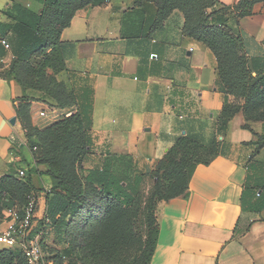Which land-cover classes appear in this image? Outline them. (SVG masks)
Wrapping results in <instances>:
<instances>
[{"label":"crops","instance_id":"1","mask_svg":"<svg viewBox=\"0 0 264 264\" xmlns=\"http://www.w3.org/2000/svg\"><path fill=\"white\" fill-rule=\"evenodd\" d=\"M15 1L0 0V23L14 24L7 12ZM239 1L220 0L225 5ZM157 9L154 0H105L76 11L60 34L65 68L56 78L74 92L77 104L63 109L46 92L25 90L7 76L17 49L15 34L0 35V178L12 166L47 169L36 165L18 116L23 96L30 98L26 116L34 126L41 112L88 108L98 165L109 153L129 155L139 170L149 171L180 136L209 143L218 135L225 94L218 83L217 57L184 33L183 12L175 9L157 24ZM234 28L244 37L251 65L259 67L264 0L252 14L238 18ZM3 38L11 48L2 45ZM152 53L157 57L151 58ZM246 123L243 110L238 111L225 136L218 135L219 153L196 167L189 194L158 204L159 233L149 264H264V145L258 143L264 122H251L250 128ZM32 178L39 196L36 232L43 228L52 180L37 173ZM4 228L3 221L0 231ZM45 231L44 241L61 248L51 228Z\"/></svg>","mask_w":264,"mask_h":264},{"label":"trees","instance_id":"2","mask_svg":"<svg viewBox=\"0 0 264 264\" xmlns=\"http://www.w3.org/2000/svg\"><path fill=\"white\" fill-rule=\"evenodd\" d=\"M104 1L16 0L7 12L14 24L0 23V35L9 32L15 34L17 48L6 71L7 76L16 79L25 90L31 88L46 92L55 99L57 108L75 106L77 100L74 92L56 78V74L65 68L60 34L70 25L78 9ZM259 1L263 0H240L235 5H225L218 0L219 7L203 17L196 26L201 32L189 28L184 15V33L205 43L217 57L218 83L225 94L217 128L221 136H225L229 121L240 110L245 114L246 128H250L251 122H264L261 120L263 115L256 111L264 103V70H255L254 75L244 39L221 28L227 24L229 14H235L236 18L250 15ZM154 2L158 7L157 24L178 8L174 0ZM216 3L210 7H215ZM219 38L226 43L224 48ZM3 39L8 41L11 48L9 40ZM29 100L26 96L19 99L18 116L27 129L26 136L36 165L44 164L47 169L29 168L25 177L18 180L15 177L16 169L12 166L10 173L0 178V223L4 220L3 206L5 209H20L27 203L28 196L38 191L33 183V173L47 174L52 184L47 192V211L41 220V227L45 230L52 226L56 242L62 248L50 250L52 256L56 254L51 257L50 247L46 248L43 238L48 260L54 264L65 261L67 264H102L113 250H122L124 247L120 239L123 229H115L110 220L114 208L121 207L125 212L136 209L137 214L145 216V232L139 235L142 240L141 253L132 264H149L159 233L158 204L189 194V183L196 167L201 163H210L219 153L221 141H218V135L209 143L189 135L180 136L150 171L139 170L129 155L109 153L101 166L90 169L82 177L76 172L65 171L63 161L50 154L54 143L62 148L63 151L59 152L70 150L79 158L90 151L89 109H78L47 129L43 150L38 151V146L32 141L36 127L26 116ZM258 143L259 146L264 145V136L259 138ZM147 177L153 179L148 197L144 190ZM18 201L19 204L16 203ZM127 227L138 228L134 222ZM36 232L34 230L32 234ZM122 252L117 254L120 256ZM0 264L29 263L19 247H5L0 249Z\"/></svg>","mask_w":264,"mask_h":264},{"label":"rangeland","instance_id":"3","mask_svg":"<svg viewBox=\"0 0 264 264\" xmlns=\"http://www.w3.org/2000/svg\"><path fill=\"white\" fill-rule=\"evenodd\" d=\"M215 2H217L216 6L213 8L210 7V5L212 3H215ZM174 4L178 5V8H176V9L183 12L184 15L187 17V24H188L189 28L193 29L195 32H201V30L196 28V26L198 25V23L201 22L203 17L209 15L214 9H217V7H219L218 0H174ZM227 17H228L227 24H224L223 26H221V28L224 29L226 32L233 34L234 36H240L244 39L242 34H240V32H238L234 28V24L238 20V18L235 17V14L234 15L229 14ZM219 34L220 33H218V35ZM219 39L223 42V48H224L226 46V43L224 42V40L222 38H219ZM203 44L206 47H208L205 43H203ZM220 46H222V45H220ZM245 49H246V47H245ZM8 52H10V50ZM225 53L226 52H223V54H225ZM261 62L262 63L259 67L252 66V70H254V72H253L254 75H256L255 70H259L261 72L264 70V60H262ZM238 101H240V99ZM263 102H264V99H263ZM236 103L239 104V102H236ZM256 111L258 112L257 114L263 115L261 120H264V103H263V105H260L259 107H257ZM63 113L64 114L61 115L59 118H51V117H42L41 116L42 120L38 123L37 126H35L36 132L33 131L34 135L32 136V141H34L36 143V145L38 146V151L43 150L44 136L46 135V130L49 129L50 127H52L53 125H55L57 122H59L65 116L72 115L74 112L72 111L68 114H65L66 112L64 111ZM55 147H57V148L54 149ZM52 149H53V151L51 152L50 155L54 156V157H58L63 161V164L65 166V168H64L65 171L76 172L82 177L85 176L90 169L99 167L103 164V161L101 164H99V165L97 164L96 159L92 156V150L91 149L83 158L77 157L70 150L64 151L65 153L59 152V150H61V151H63V150L58 144H55V143L53 144ZM156 164L154 165V167L156 166ZM20 168L21 167H19V169ZM27 173H28V170H26V174ZM15 177L18 180H20V179L24 178L25 175L22 176L20 174L19 170H15ZM152 187H153V179H151L150 177H147L145 185H144L146 197H148L149 193L151 192ZM0 191H2V189H0ZM145 201H146V199L143 201V203ZM16 203L19 204V201ZM143 206H144V204H143ZM5 208H6L5 206H3V208H1L2 214L6 210ZM135 210L136 209H133L129 212H125L123 210V208H121V207L114 208L113 213L110 217V220H111L112 226L115 227V229H117L118 231L120 229H123V231H122L123 234L121 236V239L120 238L119 239L121 240L124 248L122 249L123 252H122V255H120V256L117 253H119L122 250H119V251L113 250L111 252V256L109 258H107L106 260L102 261V264H122L123 261L126 262V264H132L133 261L136 259V257H138L140 255V253H141L140 250L142 248V240L139 238V235H140V232H142L143 234L145 232V223H144V217L145 216L143 214L142 215L137 214ZM133 222L136 226H138V228L128 229L127 226L130 227L133 224ZM50 228H51V231H53L54 235H55V229H53L52 226ZM48 245L49 244L46 243V248L50 247V249L47 248L49 250V252H50V250L54 249V247L56 249H60L57 246H53L51 244L49 246ZM0 247L5 248V245L0 243ZM61 250H62V248H61ZM50 254H51V257H54L56 255V254H54V256H52L51 252H50ZM112 254H115V255H112ZM62 264H67V263L65 261Z\"/></svg>","mask_w":264,"mask_h":264},{"label":"built area","instance_id":"4","mask_svg":"<svg viewBox=\"0 0 264 264\" xmlns=\"http://www.w3.org/2000/svg\"><path fill=\"white\" fill-rule=\"evenodd\" d=\"M2 44L5 48H10V44L5 39H2ZM150 56L154 58L157 57V54L152 53ZM63 114L57 112L56 109H52L50 114L45 111L41 112L43 117L51 118H59ZM19 172L22 176L26 174L24 168H21ZM38 203L39 196L37 192H32L22 208L14 207L4 211L5 228L0 231V243L7 248L19 247L29 264H54V262L48 260V254L44 248L43 238L46 229H40L32 234Z\"/></svg>","mask_w":264,"mask_h":264},{"label":"water","instance_id":"5","mask_svg":"<svg viewBox=\"0 0 264 264\" xmlns=\"http://www.w3.org/2000/svg\"><path fill=\"white\" fill-rule=\"evenodd\" d=\"M10 122L14 124L16 122V119L13 118Z\"/></svg>","mask_w":264,"mask_h":264}]
</instances>
